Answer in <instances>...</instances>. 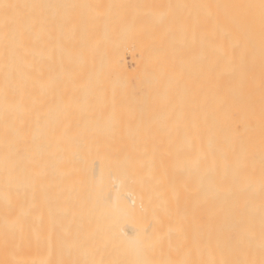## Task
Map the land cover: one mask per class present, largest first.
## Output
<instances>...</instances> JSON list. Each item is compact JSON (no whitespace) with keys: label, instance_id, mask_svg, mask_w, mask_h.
Segmentation results:
<instances>
[{"label":"bare ground","instance_id":"6f19581e","mask_svg":"<svg viewBox=\"0 0 264 264\" xmlns=\"http://www.w3.org/2000/svg\"><path fill=\"white\" fill-rule=\"evenodd\" d=\"M0 264H264V0H0Z\"/></svg>","mask_w":264,"mask_h":264},{"label":"rangeland","instance_id":"374dc122","mask_svg":"<svg viewBox=\"0 0 264 264\" xmlns=\"http://www.w3.org/2000/svg\"><path fill=\"white\" fill-rule=\"evenodd\" d=\"M127 63H128L130 68L134 67V61H131L130 55H127ZM136 79L137 80L140 79V74L139 73L136 74Z\"/></svg>","mask_w":264,"mask_h":264}]
</instances>
